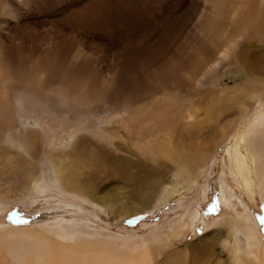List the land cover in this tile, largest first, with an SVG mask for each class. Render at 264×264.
<instances>
[{
    "label": "rangeland",
    "instance_id": "374dc122",
    "mask_svg": "<svg viewBox=\"0 0 264 264\" xmlns=\"http://www.w3.org/2000/svg\"><path fill=\"white\" fill-rule=\"evenodd\" d=\"M0 66L24 77L0 86L19 150L0 143L17 172L0 180V264H34L45 237L142 264H264V0H0ZM37 103L51 117L17 119Z\"/></svg>",
    "mask_w": 264,
    "mask_h": 264
},
{
    "label": "bare ground",
    "instance_id": "6f19581e",
    "mask_svg": "<svg viewBox=\"0 0 264 264\" xmlns=\"http://www.w3.org/2000/svg\"><path fill=\"white\" fill-rule=\"evenodd\" d=\"M82 15V14H80ZM96 16V15H95ZM51 72V71H50ZM20 73L19 70H17V76L14 74L13 70L10 67H4L0 66V86L2 83H5L7 81L9 82H17V84H22V82H19L17 78L19 79H24V77L19 76L18 74ZM36 75H39V71L35 72ZM50 76H45L41 77L38 79V84L47 82ZM56 84L61 85V81H57ZM27 94L33 95V91L29 90L27 91ZM37 107L35 106H27V105H19V111L17 114V119L21 117L22 115H25V118L30 119V117H33L34 119L38 121L40 118L45 119V115H48V117H51L50 112H48L44 107L40 106L39 103L36 104ZM8 109V106L6 103L3 101V97L0 95V143H4L6 141L9 145L10 148L19 151L18 148L16 147V143L14 140L11 139H6L7 136V130H6V119L3 113ZM23 111H26V114L23 113ZM244 111V109L242 110ZM245 114V113H244ZM28 115V116H27ZM26 119V120H27ZM48 119V118H47ZM65 121H67V118H63ZM233 120H226L223 124V133H220V143H224L228 140V137L231 134L230 129L233 126ZM230 129V130H229ZM229 130V131H228ZM152 131V130H151ZM228 131V132H227ZM233 132V131H232ZM249 138V137H248ZM229 142V141H228ZM76 144H97L90 142L86 140L85 138H79V140L76 142ZM130 144H134L133 142ZM248 144V143H247ZM54 146V145H53ZM218 150V149H217ZM251 150V149H250ZM257 154L255 155V157ZM226 157H229V161L231 162L230 164V170L232 173L239 179L243 180V183L245 185V188L248 191L252 190L251 183L248 181V179L244 178L245 170H244V165L241 163V158L239 157V151L231 147L230 149L226 151ZM253 155H251L250 151V157L249 159L253 161L251 164V169L255 173V168L253 165L257 166L259 162L257 159H255ZM31 160V159H30ZM264 160L262 161V163ZM241 163V164H240ZM260 165V164H259ZM258 165V166H259ZM227 167V166H226ZM229 169V167H228ZM22 173L25 172L27 175L30 173L33 177L32 181L30 180V176L27 175L28 179V191H34L35 190V182L36 181H41L43 180V173L42 171H39L37 167L30 163L29 166L26 165V168L20 169ZM235 171V172H233ZM3 172L0 170V180H7V182L12 181L13 183H17V172L12 174L11 172H8L7 175L4 172V175L2 174ZM45 175V174H44ZM12 178H10V177ZM47 176V175H46ZM48 177V176H47ZM257 177V175H256ZM237 179V180H238ZM59 184L64 187L67 191H73V188L71 185L66 184L62 181H59ZM185 186H188L189 184H193V181L187 180L185 183ZM257 186V192L261 196V199L264 201V185H262L260 182H256ZM217 192V191H216ZM177 193L176 190L172 189L171 196L175 195ZM218 194L219 191H218ZM120 218V217H118ZM118 218H114V220H117ZM120 218L119 220H121ZM1 228V225H0ZM13 236V235H12ZM54 239H51L50 237H45L36 240V245L33 246L32 252L35 248L40 249V254L37 255L33 259L34 264H142V262L146 259L147 255L145 253L140 254L135 260H133V257H128L124 253H118L117 250H114L113 247H106L104 245H98L96 247H87L84 244L80 245V247H77L76 245L73 246H68V245H63L61 242L56 241ZM122 251V250H120ZM2 254V253H1ZM253 264H259L257 262Z\"/></svg>",
    "mask_w": 264,
    "mask_h": 264
},
{
    "label": "snow or ice",
    "instance_id": "6c2138e0",
    "mask_svg": "<svg viewBox=\"0 0 264 264\" xmlns=\"http://www.w3.org/2000/svg\"><path fill=\"white\" fill-rule=\"evenodd\" d=\"M198 231H202V229L201 228H198Z\"/></svg>",
    "mask_w": 264,
    "mask_h": 264
}]
</instances>
